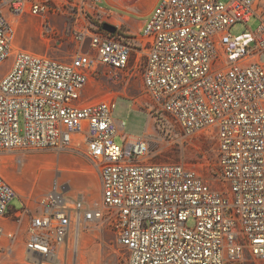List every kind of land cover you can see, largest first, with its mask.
Listing matches in <instances>:
<instances>
[{
    "label": "built area",
    "instance_id": "built-area-1",
    "mask_svg": "<svg viewBox=\"0 0 264 264\" xmlns=\"http://www.w3.org/2000/svg\"><path fill=\"white\" fill-rule=\"evenodd\" d=\"M26 15L45 27L72 16L67 59L14 45ZM252 16L254 30L231 34ZM104 22L101 0H0V150L84 146L100 191L97 202L72 188L59 165L39 194L0 172V255L10 259L24 236L21 264H60L101 225L125 264H264V0H157L140 34ZM137 74L184 135L216 139L214 171L151 161L149 126L114 141L124 127L115 96L89 95L90 78L130 87Z\"/></svg>",
    "mask_w": 264,
    "mask_h": 264
},
{
    "label": "rangeland",
    "instance_id": "rangeland-1",
    "mask_svg": "<svg viewBox=\"0 0 264 264\" xmlns=\"http://www.w3.org/2000/svg\"><path fill=\"white\" fill-rule=\"evenodd\" d=\"M103 2L107 8L113 10L118 8L112 2L106 0ZM152 2L153 0H139L135 6L125 8L130 11V15L138 18L151 10ZM72 20L71 15L58 16L51 20L50 27H45L39 17L28 15L19 17L15 21L14 45L54 58L67 59L75 46L71 39ZM258 23V18L252 16L247 22L240 21L232 24L230 32L231 34H239L246 28L254 30ZM262 58L264 60V54ZM87 93L98 97V99L104 96H116L112 117L124 123L122 132L120 130L114 135L116 143L123 144L126 141L124 135H128V138L143 135L149 126L151 131L149 142L152 153L151 161L185 162L198 167L203 172L214 171L216 166V139L209 134L184 135L177 123L165 117L162 111L152 106L149 96L142 90L139 74L135 76L133 85L130 87L116 85L105 76L94 75L90 78ZM150 109L154 119L149 121L147 111L150 112ZM43 160L46 161V164ZM43 163L45 166L59 165L63 170L59 173L60 177L68 179L72 188L76 187V183L80 181L83 173L89 168L79 173L80 171H74L70 167L81 168L82 164H91L84 146L63 151L0 150V172L17 185L21 192L39 194L45 191L46 181L49 177L57 175V170L56 167L46 169L43 167ZM86 174L91 177L93 182L92 186L88 188L89 196L98 202L100 197L98 173L91 170ZM11 205L20 208L22 205L21 197H15L11 201ZM192 222L193 219H189L187 223L191 224ZM23 240L24 236L15 245L10 259L0 255V264H21L24 261ZM126 256L127 250L116 243L114 233L98 225V227L85 230L81 235L77 253L75 254L69 249L67 257L62 263H59L125 264Z\"/></svg>",
    "mask_w": 264,
    "mask_h": 264
},
{
    "label": "crops",
    "instance_id": "crops-1",
    "mask_svg": "<svg viewBox=\"0 0 264 264\" xmlns=\"http://www.w3.org/2000/svg\"><path fill=\"white\" fill-rule=\"evenodd\" d=\"M106 1L114 3L118 7L117 10L121 11V12H119L117 10H113L111 8H107L106 6H104L105 2H103V0H101V6L108 13V20L110 22H112L114 25H116L118 27H121L123 29H128L132 34H140L141 33V31H142V29H143V27H144V25H145V23L147 21V18H148V15H149L150 11H148L147 13H145V14L141 15L140 17L136 18V17L130 15V11L126 10V8H125V7H133V6H135L137 1H139V0H125L123 2H120L119 0H106ZM156 2H157V0H153L152 7L155 5ZM115 97H114V99H115ZM147 112H148V115H149V111H147ZM119 121L120 120H116L117 125H118ZM40 162L42 163V161H40ZM43 162L45 163L46 161L43 160ZM44 163L42 164L43 167L46 164V163L45 164ZM70 168L73 169L74 171H77V170L80 171L79 173H81L84 169L89 168V170L85 171L83 173V175L81 176L82 180L80 179V181L76 183V187H74V188H78V189L88 190V188L90 186H92L93 182H92L91 177L87 176L86 172H91V170H94L95 172H97L94 169V167L92 166V164H90V165L88 164L87 165L85 163V164H82L81 168H79V167H70ZM51 177H49L48 180L46 181V187L48 186L50 180L52 179ZM71 177H72V175H71ZM98 187H99V176H98Z\"/></svg>",
    "mask_w": 264,
    "mask_h": 264
},
{
    "label": "water",
    "instance_id": "water-1",
    "mask_svg": "<svg viewBox=\"0 0 264 264\" xmlns=\"http://www.w3.org/2000/svg\"><path fill=\"white\" fill-rule=\"evenodd\" d=\"M103 28L110 31V32H114L115 31V25L114 24H111L109 22H104L103 23Z\"/></svg>",
    "mask_w": 264,
    "mask_h": 264
}]
</instances>
